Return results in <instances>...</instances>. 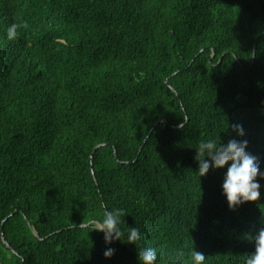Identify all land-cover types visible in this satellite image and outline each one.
Here are the masks:
<instances>
[{
    "label": "trees",
    "instance_id": "1",
    "mask_svg": "<svg viewBox=\"0 0 264 264\" xmlns=\"http://www.w3.org/2000/svg\"><path fill=\"white\" fill-rule=\"evenodd\" d=\"M234 136L264 169V0H0L2 264H139L143 247L244 264L264 179L230 210L227 166L194 158ZM106 208L136 245L88 226Z\"/></svg>",
    "mask_w": 264,
    "mask_h": 264
},
{
    "label": "clouds",
    "instance_id": "2",
    "mask_svg": "<svg viewBox=\"0 0 264 264\" xmlns=\"http://www.w3.org/2000/svg\"><path fill=\"white\" fill-rule=\"evenodd\" d=\"M20 26L13 22L7 26L6 38L13 40L18 36ZM231 129L236 136L245 135L242 125L233 123ZM236 136L228 139L227 143H217L214 138L201 140L196 147L195 160L198 162L197 172L204 176L209 168H225L226 171L221 183L224 195L230 210H235L245 202L257 201L261 195V184L257 177L264 179V169L260 168L258 158L247 152V139H237ZM208 157L209 159H206ZM123 209H105L101 218L92 220L89 227L103 233L106 244L124 238V242L133 243L140 239V229L128 226L122 229L120 216ZM254 250L245 258L244 264H264V227L252 237ZM122 242V241H121ZM123 243V242H122ZM115 248L106 247L103 256L111 258L115 255ZM205 254L195 249L191 252V264H204ZM139 264H156L157 250L154 247H143L138 250Z\"/></svg>",
    "mask_w": 264,
    "mask_h": 264
},
{
    "label": "water",
    "instance_id": "3",
    "mask_svg": "<svg viewBox=\"0 0 264 264\" xmlns=\"http://www.w3.org/2000/svg\"><path fill=\"white\" fill-rule=\"evenodd\" d=\"M90 223V222H89ZM37 233V232H36ZM3 235H4V232H3ZM0 264H2L1 262H0Z\"/></svg>",
    "mask_w": 264,
    "mask_h": 264
}]
</instances>
